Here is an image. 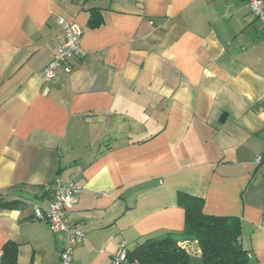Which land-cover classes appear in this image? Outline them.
<instances>
[{
	"label": "crops",
	"instance_id": "crops-1",
	"mask_svg": "<svg viewBox=\"0 0 264 264\" xmlns=\"http://www.w3.org/2000/svg\"><path fill=\"white\" fill-rule=\"evenodd\" d=\"M59 18L83 56L47 80ZM262 159L264 22L245 0H0V264L9 241L16 264H60L65 231L33 211L57 180L81 188L71 264L181 231L179 193L238 217L264 264Z\"/></svg>",
	"mask_w": 264,
	"mask_h": 264
},
{
	"label": "trees",
	"instance_id": "trees-1",
	"mask_svg": "<svg viewBox=\"0 0 264 264\" xmlns=\"http://www.w3.org/2000/svg\"><path fill=\"white\" fill-rule=\"evenodd\" d=\"M97 21V20H95ZM98 22V21H97ZM264 161V159H262ZM178 202L185 209V225L181 231L151 236L128 252L135 264H249L251 251L241 241L242 224L236 216H216L204 212V200L179 193ZM6 203L4 204V206ZM184 241H197L195 254ZM18 246L9 241L2 264L17 263ZM200 254V255H199ZM199 255V256H198Z\"/></svg>",
	"mask_w": 264,
	"mask_h": 264
},
{
	"label": "built area",
	"instance_id": "built-area-1",
	"mask_svg": "<svg viewBox=\"0 0 264 264\" xmlns=\"http://www.w3.org/2000/svg\"><path fill=\"white\" fill-rule=\"evenodd\" d=\"M245 1L250 12L264 22V0ZM58 21L63 25L65 39L59 46L58 52L45 67L44 73L47 80L55 77L60 66L83 56L81 49L83 29L81 26L74 21L66 22L61 18ZM48 188L53 192L51 202L47 207L34 204V216L36 219H46L54 232L65 231L67 243L61 251L60 264H71L74 249L87 240L86 231L67 218L68 212L76 202L77 194L81 191V188L74 181L64 183L60 180L51 183ZM182 246L193 254L199 251L198 247L197 250L194 248L197 246V241H184ZM119 248V255L113 259V264H135V262L130 263L128 260L129 249L125 240L120 242Z\"/></svg>",
	"mask_w": 264,
	"mask_h": 264
},
{
	"label": "water",
	"instance_id": "water-1",
	"mask_svg": "<svg viewBox=\"0 0 264 264\" xmlns=\"http://www.w3.org/2000/svg\"><path fill=\"white\" fill-rule=\"evenodd\" d=\"M250 261L251 262H254V255H253V253L250 254Z\"/></svg>",
	"mask_w": 264,
	"mask_h": 264
}]
</instances>
